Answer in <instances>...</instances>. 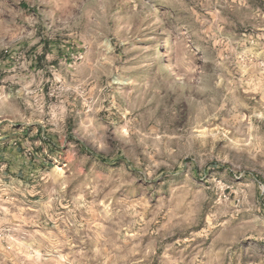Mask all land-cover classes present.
<instances>
[{
    "label": "clouds",
    "instance_id": "clouds-1",
    "mask_svg": "<svg viewBox=\"0 0 264 264\" xmlns=\"http://www.w3.org/2000/svg\"><path fill=\"white\" fill-rule=\"evenodd\" d=\"M0 264H264V0H0Z\"/></svg>",
    "mask_w": 264,
    "mask_h": 264
}]
</instances>
